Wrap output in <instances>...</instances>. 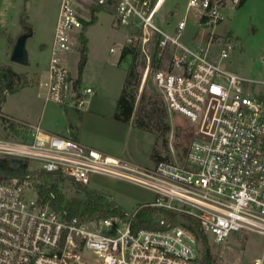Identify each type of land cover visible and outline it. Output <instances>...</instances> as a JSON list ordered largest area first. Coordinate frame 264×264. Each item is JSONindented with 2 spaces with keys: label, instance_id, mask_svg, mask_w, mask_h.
<instances>
[{
  "label": "built area",
  "instance_id": "2783aa9c",
  "mask_svg": "<svg viewBox=\"0 0 264 264\" xmlns=\"http://www.w3.org/2000/svg\"><path fill=\"white\" fill-rule=\"evenodd\" d=\"M167 1L95 3L102 8L114 4L116 26L129 30L112 53L142 54L143 85L152 74L169 111L187 123L184 153L145 167L48 134L0 110V121L29 136L27 141L0 140V158L30 160L35 172L60 174L83 187L94 176L127 181L155 195L144 205L190 217L198 228L161 219L156 228L134 233L131 220L139 209L125 212L124 218L71 217L42 203L34 175L0 177V264H197L201 233L211 234L219 245L236 232L264 237V76L245 78L229 70L226 61L234 44L215 31L241 0H188L173 34L154 21ZM86 2L61 0L44 84L49 100L58 105L71 93V74L63 61L92 21ZM190 22L196 31L188 46L181 39ZM93 94V88L80 89L76 107ZM252 264H264V252Z\"/></svg>",
  "mask_w": 264,
  "mask_h": 264
},
{
  "label": "rangeland",
  "instance_id": "374dc122",
  "mask_svg": "<svg viewBox=\"0 0 264 264\" xmlns=\"http://www.w3.org/2000/svg\"><path fill=\"white\" fill-rule=\"evenodd\" d=\"M187 1L168 0L155 17V24L173 34L175 24L184 17ZM58 2V0H0V67L11 66L15 72L27 74L31 80L37 72H40L41 68H46L49 71L51 50H47L41 41L45 35L49 36V31L44 32L40 26L42 23L58 21L60 10ZM86 6L91 8L92 13L93 9L97 7L91 2ZM25 10L33 30V35L26 43L29 57L28 66L18 65L11 61L14 42L9 41L10 38L16 40L24 32L20 18ZM116 20L117 10L116 6L112 4L111 7H105L99 11L95 23L86 26L85 33L89 40L86 60L89 62L86 67L81 68L80 65L83 48L80 40L75 43L73 50L64 59L70 68L73 79L80 80L81 89L96 87V79L101 80L102 90L99 89L95 94L88 96L90 102L82 110L97 112L104 119V124L106 121L114 119L116 101L119 97V95L115 97L114 88L123 87L127 79L128 68L135 55V57L137 56L139 74V85L134 89L137 97L136 110H144L150 114L153 111L158 113V117H165L163 124L168 125L169 130L165 134H161V138L158 139L156 135L131 125L126 130L127 135L125 132L124 136H126L118 139L108 130L91 131L87 129L94 123L91 121L85 123V120L84 130L90 140L106 146V149H102L104 152L126 161L151 167L155 164V153L158 158L174 160L176 156L179 157L186 150L189 127L186 122L176 120L169 111L161 92L152 79V74L143 85L145 59L142 54L137 52L131 56L121 57L120 53H111V49L123 45L126 37L130 34L127 28L117 27ZM169 22L171 25L168 24ZM195 31L196 27L190 22L181 42L191 46ZM215 31L218 36L230 39L234 44V50L226 61L229 70L245 78L260 79L264 76V0H246L242 6L227 10L224 21L216 27ZM118 61H125V63L118 66ZM40 91L43 96L40 94L38 86L31 84L18 94L8 93L5 95L0 85V108L2 107L6 111L7 108L12 107L20 109L22 112L31 113L30 123H40L43 129L59 125L62 123L60 119L61 107L53 101L46 103L47 92L43 88ZM37 93L40 94V98ZM141 98L142 101L139 103ZM71 114H74L72 119L69 117L63 119V124L68 129L74 123L81 121L79 113ZM104 124H100L98 127L105 128ZM164 125H161L160 128H164ZM114 135L118 136L119 134ZM0 140L27 141L29 136L28 132L24 130L20 131V134L14 133L8 128V124L0 121ZM94 147L101 149L97 145ZM28 161L29 171L35 172L36 163ZM36 173L32 179L34 186L40 180V173ZM85 188L88 192L106 196L108 201L129 213L135 212L145 203H150L155 199V195L148 190L127 181L106 176H94L90 185ZM60 189L68 199L85 197L71 181L61 183ZM32 194L34 196V192ZM177 222L190 225L189 221L184 218L178 219ZM205 237L216 264H252L256 258H261L264 252V237L256 233H232L229 241L220 245L214 243L211 234L205 235ZM203 248L204 243L200 241L199 258Z\"/></svg>",
  "mask_w": 264,
  "mask_h": 264
},
{
  "label": "trees",
  "instance_id": "16d2710c",
  "mask_svg": "<svg viewBox=\"0 0 264 264\" xmlns=\"http://www.w3.org/2000/svg\"><path fill=\"white\" fill-rule=\"evenodd\" d=\"M245 2L246 0H241L239 6H242ZM94 22L95 18L92 15L91 23ZM20 24L24 28V34H33L32 26L29 22V16L27 15L26 10L20 18ZM79 40L82 41L83 44L81 51L82 59L80 63L81 68H83L87 60V39L84 34H82ZM9 41L13 43L12 39H9ZM136 57L135 55L133 56V60L128 68L127 79L122 94L118 100L114 117L120 122L125 124L131 123L133 126H136V128L152 133L160 139L161 134H165L169 130V126L163 124L165 117H158V113L153 111L150 114L144 112V110H136L137 97L134 93V89L139 85V74L137 71L138 63L136 61ZM33 83H35L34 79H29L27 74L15 72L11 66L0 67V85L2 86L3 93L7 91L9 94H15L20 90L29 87ZM141 101L142 98L139 103H141ZM161 125H164L165 127L161 129ZM9 127L14 133L20 134V130L17 129L14 124H10ZM154 156H157L156 153ZM156 158L158 161L163 160L162 158H158V156ZM35 174L37 173L29 171V161L26 159L11 157L0 158L1 178L23 179L27 175ZM65 181H71L76 188L85 195V197H73L72 199H68L60 189V184ZM36 186L43 204L48 202L55 211H67L71 217H81L82 219L125 217V212L115 203L108 201L106 196L99 193L88 192L85 187L63 177L60 174L41 172L40 180H38ZM53 194L55 196L54 198H52ZM180 218H184L189 221V226L191 228H198L197 222L190 217L177 212L167 211L161 208H154L146 205L139 207L136 216L131 220V224L134 233H137L141 230L156 228L158 221L161 219L168 222H174ZM199 240L204 243V248L197 264H216L211 251L207 246L205 235L202 233L199 234Z\"/></svg>",
  "mask_w": 264,
  "mask_h": 264
},
{
  "label": "crops",
  "instance_id": "0c3cea01",
  "mask_svg": "<svg viewBox=\"0 0 264 264\" xmlns=\"http://www.w3.org/2000/svg\"><path fill=\"white\" fill-rule=\"evenodd\" d=\"M58 8L60 9V5H61V0H58ZM93 3L95 4L96 6V3H95V0H88L87 3ZM86 3V4H87ZM85 4V5H86ZM108 7H111V5H109ZM101 8V9H100ZM105 7H103L104 9ZM163 8V7H162ZM91 9V8H90ZM95 11H93L92 13V10H91V17H92V14L95 18V22L97 21V14L99 13L100 10H102V7L100 6H97L95 9H93ZM161 11V10H160ZM57 22V21H56ZM56 22L54 20L51 21V23H46V24H43L40 26V29L45 32V31H49V36L47 37L46 35L44 37H42V42L44 43V47L48 50L50 49L51 50V46H52V43H53V39H54V35H55V27H56ZM94 22V23H95ZM89 25V24H88ZM87 26V25H86ZM86 26H85V29H84V36L86 37L87 39V36H86V33H85V30H86ZM24 34V32H22V35ZM33 35V34H32ZM21 36V35H20ZM19 36V37H20ZM18 37V38H19ZM17 38V39H18ZM12 39V41L15 43L16 40H14L13 38H10ZM89 40L87 39V44H88ZM50 45V46H49ZM49 47V48H48ZM88 47V46H87ZM114 49V48H112ZM112 49H111V53H112ZM115 54V53H113ZM64 64L69 68V66L66 64L65 61H63ZM88 62L89 61H86V64L84 67H86L88 65ZM103 63V61H101ZM122 63H125V61H118V66H121ZM50 65V64H49ZM106 65V64H104ZM40 69V68H39ZM69 71H70V68H69ZM38 73V74H37ZM35 74L34 77H32V79L35 80V83H33L32 85H37L38 88H39V92L40 94L42 95L41 93V88H43L46 92H47V95H46V103L47 102H50L51 100H49L48 98V91L47 89L45 88L44 84L49 80V75H50V72L48 70H46V68H41L40 69V72H37ZM70 74H71V82H70V86H71V93L69 94V98L67 99L66 103L64 105H59L62 109V111H60L61 113V117L60 119L62 120L59 125H52L46 129H43L39 124H33V123H30L29 120H31L32 116H31V113H26V112H22V110L20 109H14L12 107H9L5 110H3V108L1 107L0 110L2 111L3 114H5L6 116L10 117V118H13L15 120H18V121H21V122H24V123H27V124H31V125H35V126H39L41 127V129L48 133V134H53V135H60V136H63V137H67V138H72L84 145H87L89 147H92L94 149H97L107 155H109L108 153L104 152L102 149H106V146H103L101 145L100 143L98 144L97 141H93V140H90V137L87 135V133L85 132L84 130V127H85V124H84V120H85V123H89L88 121H91L93 122L94 124H92L91 126H88L87 129L91 130V131H99V130H102V131H105V130H108L110 131V134H112L113 136H115L116 138L118 139H121L123 138L124 136V133L126 132V135H127V128H129V126H131L132 124H125L123 122H120L118 120L115 119V117L113 116V120H108L106 121V123L104 124L103 120L102 119V116L100 114H98L97 112H89V111H84L82 110L86 104H88L90 101H88V98H87V101H86V104L82 107V108H77L76 107V104L74 102V95L81 89V85H80V80H74L73 77H72V73L70 71ZM39 75V76H38ZM47 79V80H46ZM44 81V82H43ZM96 87L95 86H91V87H88V88H93L94 89V94L97 92V90L101 89L102 90V84H101V80L99 79H96ZM120 85V84H119ZM125 85V83H124ZM124 85L123 87L121 86H117L114 88V93H115V97H117V95H119L117 101H116V107H117V103H118V100L122 94V91H123V88H124ZM26 88L20 90L18 93L24 91ZM111 92V91H110ZM39 93H37V96L38 98H40V95ZM43 96V95H42ZM116 110V108H115ZM79 113L78 115H80V118L81 121H78L77 123H74L73 125H71V127L68 129L64 124H63V119L65 120L67 117L69 118H73L72 116H74V114H71V113ZM115 115V113H114ZM40 120H42V118H40ZM100 124H104L105 125V128L104 127H98ZM102 125V126H104ZM113 132V133H111ZM114 135V134H116ZM121 134V135H120ZM125 135V136H126ZM124 136V137H125ZM87 138V139H86ZM89 140V141H88ZM94 145H97L99 147H101V149L99 148H96L94 147ZM155 153V151H154ZM111 155V154H110ZM112 156V155H111ZM115 157V156H114ZM157 156H155L154 158V162L156 163L158 161V159L156 158Z\"/></svg>",
  "mask_w": 264,
  "mask_h": 264
},
{
  "label": "water",
  "instance_id": "95a60500",
  "mask_svg": "<svg viewBox=\"0 0 264 264\" xmlns=\"http://www.w3.org/2000/svg\"><path fill=\"white\" fill-rule=\"evenodd\" d=\"M31 36V34H23L16 40L11 54V61L13 63L22 66L29 65V57L26 48V43Z\"/></svg>",
  "mask_w": 264,
  "mask_h": 264
}]
</instances>
